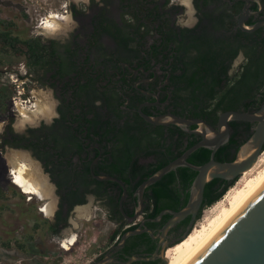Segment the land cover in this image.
Masks as SVG:
<instances>
[{
  "label": "trees",
  "instance_id": "16d2710c",
  "mask_svg": "<svg viewBox=\"0 0 264 264\" xmlns=\"http://www.w3.org/2000/svg\"><path fill=\"white\" fill-rule=\"evenodd\" d=\"M193 5L197 21L189 27L176 23L182 7L170 4V0H90L81 11L73 5L80 26L63 42L18 35L11 23L0 21L2 54L23 55L29 73L40 71L38 80L49 83L59 101L58 117L51 124L42 123L20 133L8 124L0 135L1 148L31 151L56 185L58 221L53 225L44 220L53 233L67 226L69 212L74 205L85 203L88 193L106 199L114 221L124 218L118 207L121 186L95 178L91 170L118 178L130 194L201 138L174 124L149 123L136 110L132 111L130 108L136 109L146 98L139 90L146 87L134 86L133 70L129 67L138 73H142L141 68L153 69L163 83L160 108H142L149 115L172 113L201 118L214 125L223 111L253 112L264 102V26L253 31L237 26L243 0H193ZM257 20L252 16L246 24ZM239 54L243 61L233 70ZM251 124L231 121L228 141L215 151V160H234L251 134ZM90 144L97 147L88 152L86 147ZM210 154L209 148L199 147L187 161L201 165ZM195 175L191 168L179 166L146 187V227L155 230L157 224L152 219L162 210L177 211L185 206ZM234 181L214 178L207 182L196 219ZM123 205L130 214L126 202ZM170 215L164 213L159 225ZM188 220L186 217L176 225ZM137 227L130 223L120 231L115 229L110 239ZM155 246L156 240L147 232L130 235L119 259L126 261L132 255L148 257ZM156 262L160 263L159 258L137 259L130 264Z\"/></svg>",
  "mask_w": 264,
  "mask_h": 264
},
{
  "label": "rangeland",
  "instance_id": "374dc122",
  "mask_svg": "<svg viewBox=\"0 0 264 264\" xmlns=\"http://www.w3.org/2000/svg\"><path fill=\"white\" fill-rule=\"evenodd\" d=\"M89 1L0 0V21H3L4 24L11 23L14 33L18 35L38 36L43 41L55 39L63 42L80 26V21L75 18L73 13V5L78 11H81ZM189 3L191 9L186 6L183 0H170V4L179 6L183 4L182 12L177 16V21L181 25L192 26L196 22L193 0H189ZM51 12L70 17L67 27L53 34L39 28ZM242 61L243 56L239 54L233 62V70L237 69ZM39 73H29L23 55L16 53L5 55L0 51V135L8 124L11 125L14 132L20 133L27 128L38 127L42 123L51 124L57 116L59 103L57 95L49 83H41L38 80V76L41 75L40 71ZM35 91L50 94L56 114L49 121L39 118L32 123L21 124L19 122L23 116L19 112L17 104L20 103L22 107L31 106L35 99ZM11 150H22L26 153L39 164L50 184H53L42 163L31 151L10 146L0 147V188L3 193V196L0 197V264H90L107 248L110 242L118 240V237H115L114 240L110 239L115 229L120 231L128 224L133 223V221L126 220L124 223L118 224L111 220L100 202L89 197L88 201L80 206L87 205L90 219L77 218L78 206H76L75 212H71L69 216L71 223L65 226L64 230L52 234L47 223L44 222L46 219L50 223L52 217H47L40 211L46 199L23 194L12 182L6 158V154ZM251 169L245 176H243L244 173L238 176L218 201L201 211L200 217L194 221L187 236L192 232L198 235L201 231L206 230L212 222L221 216L223 209L229 207L230 203L244 189L245 180L253 179L262 173L264 170V147L259 154L257 163ZM53 193L56 201L55 188H53ZM141 217L142 215L137 219L139 220ZM70 233L76 235V241L68 249H65L61 244ZM185 238L181 237L169 244V248Z\"/></svg>",
  "mask_w": 264,
  "mask_h": 264
},
{
  "label": "water",
  "instance_id": "95a60500",
  "mask_svg": "<svg viewBox=\"0 0 264 264\" xmlns=\"http://www.w3.org/2000/svg\"><path fill=\"white\" fill-rule=\"evenodd\" d=\"M244 1L243 12L238 16L237 26L243 31H253L264 26V18L250 25L246 24V19L252 12L248 7L250 0ZM255 1L258 3L259 8H261L260 1ZM142 91L145 92L144 90ZM147 104L149 103H142L137 109V112L145 121L152 124H174L182 127L186 131L199 133L201 138L187 148L181 155L168 162L139 184L135 190L139 198V206L128 219L132 221L142 213L141 208L144 190L167 172L179 166H185L196 171V175L190 185L189 196L185 206L177 211L165 209L158 214L157 220H160L166 212L171 215L157 233L154 234L150 228L143 226L142 220L137 228L124 231L118 238L114 248L122 246L128 236L143 232H147L152 238H159L160 242H162L171 227L186 217H189L188 227L181 236L185 238L190 232L196 220L197 213L201 208L206 183L214 178L225 180L236 179L244 171L254 166L264 146V102L254 112L237 110L223 111L219 114L215 126L208 124L201 118H188L172 113L149 115L142 110V106ZM233 120L256 122V125L248 139L240 146L234 160L224 162L215 160V151L228 141L229 122ZM190 126H196V128L189 129ZM199 147H206L211 150L209 160L201 165L188 162V156ZM239 155H242L243 158L240 159ZM91 172L97 179L111 180L121 186L122 193L118 207L120 212L125 214L122 207L123 199L126 195L124 183L114 176L94 174L92 170ZM52 185L55 188L54 184ZM152 220L156 221V219ZM140 226L143 227L141 228ZM174 244H177V242ZM169 247L166 243H163L160 251L156 249L148 257L132 255L126 261L116 260L109 253H106L92 264H106L108 262L130 264L137 259L146 261L154 260L155 258H161L164 262L163 264H166L167 259L164 253ZM184 264H264V180L241 202L223 224Z\"/></svg>",
  "mask_w": 264,
  "mask_h": 264
},
{
  "label": "bare ground",
  "instance_id": "6f19581e",
  "mask_svg": "<svg viewBox=\"0 0 264 264\" xmlns=\"http://www.w3.org/2000/svg\"><path fill=\"white\" fill-rule=\"evenodd\" d=\"M183 1L186 6L191 9L189 0ZM69 19L70 17L67 15L51 12L46 16L39 28L44 32L53 34L67 27ZM34 97L35 99L31 106L22 107L20 103L17 104L18 110L23 116L19 123H32L39 120V118H48L54 111V102L51 101L49 93L35 91ZM6 158L10 167L12 182L22 193L27 194L28 196L31 195L37 196L40 199H46V202L42 204L40 211L43 212L45 216L50 217L56 204L53 185L50 184L47 176L41 171L39 164L32 160L22 150H11L6 154ZM239 158L242 159V155H239ZM250 169H248L249 171H244V174L242 173L243 176L252 170ZM263 180L264 170L253 179L247 178L245 180L244 189L238 194L234 201L230 203L229 207L223 209L221 216L212 222L206 230L201 231L198 235L191 231L192 233H190L183 241L166 250L164 253L165 258L167 259L166 264H184ZM76 217L84 220L90 219V212L87 205L77 207ZM75 241L76 235L70 233L65 239H63L61 246L68 249L70 245L75 243Z\"/></svg>",
  "mask_w": 264,
  "mask_h": 264
},
{
  "label": "flooded vegetation",
  "instance_id": "af4514ba",
  "mask_svg": "<svg viewBox=\"0 0 264 264\" xmlns=\"http://www.w3.org/2000/svg\"><path fill=\"white\" fill-rule=\"evenodd\" d=\"M260 1V3H261V8H259V5H258V3L255 1V0H250V3H249V5H248V7H249V9H250V11L252 12L250 15H248V17H247V19H249L250 17H252L253 16V19H255V18H259V20L260 19H262V18H264V13L262 12L263 11V2H262V0H259ZM244 3H245V1L243 0V5H244ZM183 4H180V6H182ZM243 5H242V11H241V13L243 12ZM254 5H256L257 6V8L256 9H253L252 7L254 6ZM240 13V14H241ZM246 19V20H247ZM196 21H197V19H196ZM176 23L178 24V25H180V26H186V25H181L180 23H178V21H177V18H176ZM196 23V22H195ZM194 25V24H193ZM192 25V26H193ZM190 27V26H189ZM242 55V54H241ZM129 70H133L132 71V76H134V86H140V85H142V86H145L146 87V90H144V89H142V88H139V90L141 91V93L142 94H144V96L146 97L144 100H143V102H140L138 105H137V108L136 109H134V108H130L132 111L133 110H136L137 111V109H138V107L142 104V103H149V104H147V105H144V106H142V108H144V107H149V108H156V109H158V108H160L159 106L161 105V104H163V102L161 101V87H162V85H163V83H161L160 81H159V78L157 77V73H156V71H154L153 69H149L148 71H143V69L141 68V71H142V73H138V70L137 69H133V68H131V67H129ZM129 76H131V75H129ZM142 90H144L145 92H143ZM129 102V100H127L126 101V103H128ZM259 108V107H258ZM257 108V109H258ZM256 109V110H257ZM152 110V109H151ZM255 110V111H256ZM152 111H156V110H152ZM254 112V111H253ZM55 106H54V111L52 112V114L48 117V118H41V120H47V121H49L50 119H52V117H54L55 116ZM161 114V113H160ZM56 117H58V112H57V116ZM55 117V118H56ZM216 122H217V120H216ZM216 122L214 123V125L213 126H215L216 125ZM247 122H250V121H247ZM208 124H211V123H209V122H207ZM250 123H252L251 125V128H250V131H251V133L253 132V130H254V127H255V125H256V122H250ZM43 124H47V123H43ZM212 125V124H211ZM196 128V127H195ZM194 128V129H195ZM229 130H230V122H229ZM196 133V132H195ZM199 134V133H198ZM251 135V134H250ZM86 143H88V140L86 141ZM85 143V144H86ZM97 146L96 145H94V144H90V145H88L87 147H86V151H88V152H90L91 150H94L95 148H96ZM89 156H91V154L89 155ZM98 160V156L97 157H95L94 159H93V161H97ZM93 161H92V165H94V163H93ZM48 174V173H47ZM48 176H49V174H48ZM50 178V177H49ZM54 184V183H53ZM54 186H55V190H56V185L54 184ZM126 187V186H125ZM24 194V193H23ZM89 197H91V198H94L97 202H100V204H101V206H103L104 208H105V210H106V212H107V216L109 217V218H111V220H113L114 221V219H112V214H111V211H110V208H109V206L106 204V199H97L96 198V196L93 194V193H88L86 196H85V199H86V201H88V198ZM128 201H129V204H128ZM144 201H145V199H144V193H143V197H142V208H141V211H142V213L140 214V215H142V217L138 220L137 218L140 216H138L136 219H134V220H132L133 221V225L135 224V225H140V222L143 220V226H145V218L143 217V208H144ZM124 202H126V205H125V207H127V208H129L128 210H129V212H130V214H127L126 212H125V210H124V205H123V203ZM123 203H122V207H123V210H124V212H125V214H123L122 212V214H123V216H124V218L123 219H121L119 222H118V224L119 223H124L126 220H129L128 219V217H131L133 214H134V212H135V210L137 209V207L139 206V198H138V195L135 193V190L134 191H132L130 194H129V192L127 191V189H126V195H125V197H124V199H123ZM58 204H59V196L58 195H56V206H55V209H54V211H53V213H52V215H51V220H50V222L53 224V225H55L56 223H57V221H58V218H57V211H58V209H59V207H58ZM84 204V203H83ZM83 204H77V205H74V207L72 208V210L69 212V214H68V216H67V219H66V223H67V225L68 224H70L71 222H70V220H69V216H70V214H71V212H75V208H76V206H80V205H83ZM120 211V210H119ZM96 212L94 211V214H95ZM64 214V213H63ZM158 218V217H157ZM157 218H155L156 219V221H154L157 225H156V228H155V230H152V232L155 234V233H157L159 230H160V228L162 227V226H160L159 225V223H160V220H157ZM138 220V221H137ZM129 221H131V220H129ZM135 221H137V222H135ZM116 222V221H115ZM176 224H178V223H176ZM174 225L173 227H171L169 230H168V232H167V234H166V237H165V239L162 241V242H160V239L159 238H154L155 240H156V246H155V249H154V251L157 249L158 251H160L161 250V248H162V244L164 243H166L167 245H169V244H171V243H173V242H175V241H177L181 236H182V234L185 232V230L187 229V227H188V224H189V220H188V222H186V223H181L180 225ZM60 226V225H59ZM143 226H140L141 228L143 227ZM65 227V226H64ZM64 227H61L60 228V231H62V230H64ZM51 231V230H50ZM59 231V232H60ZM52 232V234H56V233H53V231H51ZM117 243V240L116 241H112V242H110V244L107 246V248H105V250L96 258V259H99V258H101V257H103V255L104 254H106V253H109L110 254V256L112 257V258H114V259H116V260H120L119 259V257H121L122 256V254H124V252H123V246H124V244L122 245V246H120L119 248H114V245ZM153 251V252H154ZM131 257V256H130ZM95 259V260H96ZM156 259V258H155ZM159 260H160V263L159 262H156L155 264H163L164 262H162L161 263V258H159ZM94 262V261H93ZM93 262H91L90 264H92ZM106 264H118V263H116V262H108V263H106Z\"/></svg>",
  "mask_w": 264,
  "mask_h": 264
}]
</instances>
